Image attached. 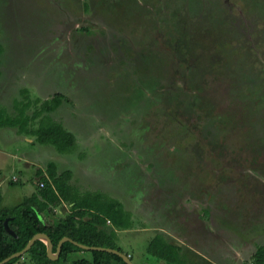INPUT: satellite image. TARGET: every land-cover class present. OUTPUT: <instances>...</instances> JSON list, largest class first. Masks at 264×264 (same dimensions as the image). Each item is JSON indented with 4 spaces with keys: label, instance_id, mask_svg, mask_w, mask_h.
<instances>
[{
    "label": "rangeland",
    "instance_id": "374dc122",
    "mask_svg": "<svg viewBox=\"0 0 264 264\" xmlns=\"http://www.w3.org/2000/svg\"><path fill=\"white\" fill-rule=\"evenodd\" d=\"M0 40V109L16 113L28 89L27 129L47 115L78 144L60 154L0 128L4 206L57 153L132 212L116 240L134 263L166 264L146 252L164 233L213 264H249L264 240V0H0ZM58 92L68 101L34 118Z\"/></svg>",
    "mask_w": 264,
    "mask_h": 264
},
{
    "label": "trees",
    "instance_id": "16d2710c",
    "mask_svg": "<svg viewBox=\"0 0 264 264\" xmlns=\"http://www.w3.org/2000/svg\"><path fill=\"white\" fill-rule=\"evenodd\" d=\"M3 51L4 46L0 40V63ZM21 91L22 102H24L21 109H18L19 106L14 107L16 113L11 115L0 109V127H16L21 133L33 134L38 143L52 145L60 153L72 152L77 147L75 135L61 123L52 121L47 115L46 118L43 117L45 119L42 122L40 120V125L36 129H27L28 121L22 119L30 106L29 91L28 89ZM67 101L66 95L60 92L55 93L48 99L39 101L41 104L33 117L38 118L43 112L47 114L53 112ZM38 177L35 192L16 206H2L0 192V261L22 250L28 241L40 232L50 237L53 251L56 250L60 239L68 236L84 245L110 247L123 252L117 244L116 230L132 228L133 216L132 212L124 208L122 202L101 191L78 192L70 184L72 171L65 170L58 173L53 162L47 165L45 172L38 171ZM63 203H73L71 211L58 220L54 218V221H48L47 215H52ZM6 219L16 236L6 231L4 226ZM109 223L113 225V228L106 229L105 226ZM176 243L171 238L168 239L164 233H157L148 243L146 252L166 264H194L185 253L187 249H190L201 257L202 261L199 264H213L187 245L178 246ZM76 251L85 250L72 242H65L59 258L53 261L47 257L45 243L37 240L24 255H28L34 264H58L62 260L67 261L70 254ZM89 252L91 258H80L74 260L72 264H127L120 256L113 253L97 250H89ZM23 256L13 258L5 264H22L19 261ZM130 259L132 260L131 255ZM249 264H264V244L257 245Z\"/></svg>",
    "mask_w": 264,
    "mask_h": 264
},
{
    "label": "crops",
    "instance_id": "0c3cea01",
    "mask_svg": "<svg viewBox=\"0 0 264 264\" xmlns=\"http://www.w3.org/2000/svg\"><path fill=\"white\" fill-rule=\"evenodd\" d=\"M58 109V108H57ZM56 109V110H57ZM12 114H14V113H12ZM0 128H2V129H4L5 130V132H6V134L10 137V135L13 137V138H19V139H22V140H25V141H28V142H30V143H35V142H37L36 141V137L33 135V134H31V133H21V132H19V130L16 128V127H10V126H4V127H0ZM30 130V129H29ZM71 132V131H70ZM76 137V136H75ZM77 140V139H76ZM47 146H52V145H47ZM77 146H78V144H77ZM53 148H55V147H53ZM56 149V148H55ZM57 150V149H56ZM58 152V151H57ZM60 153V152H59ZM60 154H66V153H60ZM65 156V155H64ZM62 157L63 156H60V155H57V153H54V155H53V161H50L49 163H51V162H53V163H55V165H56V167H57V171H58V173H62L63 172V170H60V168H59V164L61 165V166H65V164H68V163H65V162H63V159H62ZM26 162H25V165L26 166H30V165H34V164H38L36 161H33V160H29V161H27V160H25ZM59 163H58V162ZM48 163V164H49ZM65 163V164H64ZM48 164H45V165H43V167L42 168H40L39 167V169H38V171H43V172H45L46 171V168H47V165ZM65 170H71V169H65ZM64 170V171H65ZM72 171V170H71ZM83 173H85V176H86V174H87V170L85 169H83V170H81ZM85 176H84V179H85ZM18 181V179L17 178H14L13 180H12V182L11 183H15V182H17ZM80 182V183H79ZM1 184L3 185L4 183H3V180H0V186H1ZM70 184L72 185V187L75 189V190H77L78 192H80V193H85V192H98V190H91V189H89L88 187H87V185H86V183H85V181L83 180V179H81L80 177H79V175H78V172H73L72 171V178H71V180H70ZM35 190L36 189H34V191L32 192V194L35 192ZM1 192V191H0ZM104 193V192H103ZM2 194V193H1ZM2 206H4L3 205V196H2ZM72 206H73V203H63L59 208H57L56 209V211L58 212V214H59V218H61V217H63L64 215H66L67 213H69L70 211H71V208H72ZM4 207H7V206H4ZM111 224L109 223V224H107L106 226H105V228L106 229H109V227H111L110 226ZM113 228V227H112ZM117 231V235L119 234V232H120V230H116ZM262 244H264V240H263V243ZM257 247V246H256ZM255 250H256V248H255ZM255 250L253 251V253L255 252ZM197 253H199V252H197ZM252 253V254H253ZM200 254V253H199ZM251 254V255H252ZM201 255H203V254H201Z\"/></svg>",
    "mask_w": 264,
    "mask_h": 264
},
{
    "label": "water",
    "instance_id": "95a60500",
    "mask_svg": "<svg viewBox=\"0 0 264 264\" xmlns=\"http://www.w3.org/2000/svg\"><path fill=\"white\" fill-rule=\"evenodd\" d=\"M4 226H5V229L8 233H10L11 235L13 236H16V233L15 231H13L9 225H8V219L5 220L4 222ZM37 240H41L45 243L46 245V252H47V257L50 259V260H57L60 256V253H61V250H62V246L65 242H72L73 244L79 246L81 249L83 250H97V251H106V252H109V253H113V254H116L118 256H120L127 264H135L131 259H130V256L117 250V249H114V248H110V247H102V246H88V245H84V244H81V243H78L76 241H74L73 239H71L70 237L68 236H65L63 238L60 239V241L58 242L57 244V247H56V250L53 251V243L50 239V237L46 234V233H36L29 241L28 243L26 244V246L18 251V252H15L13 254H11L10 256L4 258L2 261H0V264H5L7 263L8 261H10L11 259L13 258H17V257H21L23 256L26 252L29 251V249L34 245L35 241ZM178 246L181 245V243H176Z\"/></svg>",
    "mask_w": 264,
    "mask_h": 264
},
{
    "label": "built area",
    "instance_id": "2783aa9c",
    "mask_svg": "<svg viewBox=\"0 0 264 264\" xmlns=\"http://www.w3.org/2000/svg\"><path fill=\"white\" fill-rule=\"evenodd\" d=\"M41 186H43V183H41Z\"/></svg>",
    "mask_w": 264,
    "mask_h": 264
}]
</instances>
